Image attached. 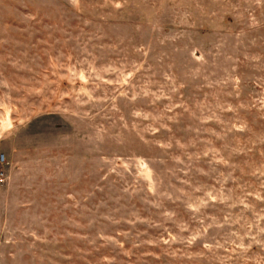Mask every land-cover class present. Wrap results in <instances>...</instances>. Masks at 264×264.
<instances>
[{"label": "rangeland", "instance_id": "374dc122", "mask_svg": "<svg viewBox=\"0 0 264 264\" xmlns=\"http://www.w3.org/2000/svg\"><path fill=\"white\" fill-rule=\"evenodd\" d=\"M0 264H264V0H0Z\"/></svg>", "mask_w": 264, "mask_h": 264}, {"label": "built area", "instance_id": "2783aa9c", "mask_svg": "<svg viewBox=\"0 0 264 264\" xmlns=\"http://www.w3.org/2000/svg\"><path fill=\"white\" fill-rule=\"evenodd\" d=\"M4 162H5L4 156H1V158H0V166H3ZM5 178H6V176H5L4 171L2 169H0V183L3 182Z\"/></svg>", "mask_w": 264, "mask_h": 264}]
</instances>
